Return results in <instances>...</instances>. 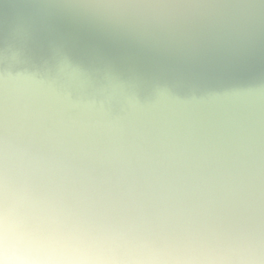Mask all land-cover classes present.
Instances as JSON below:
<instances>
[{"label":"clouds","instance_id":"clouds-1","mask_svg":"<svg viewBox=\"0 0 264 264\" xmlns=\"http://www.w3.org/2000/svg\"><path fill=\"white\" fill-rule=\"evenodd\" d=\"M162 31L198 21L251 34L264 0H39ZM0 83V264H264V90L178 107L167 86L102 78Z\"/></svg>","mask_w":264,"mask_h":264},{"label":"bare ground","instance_id":"bare-ground-1","mask_svg":"<svg viewBox=\"0 0 264 264\" xmlns=\"http://www.w3.org/2000/svg\"><path fill=\"white\" fill-rule=\"evenodd\" d=\"M39 0H0V83L31 75L67 85L70 104L93 88L70 80L76 69L106 72L167 86L178 107L213 108L264 90V23L251 34L198 21L162 32L139 20L94 16L83 10L43 15ZM83 4L89 0H53ZM260 2V0H258Z\"/></svg>","mask_w":264,"mask_h":264}]
</instances>
